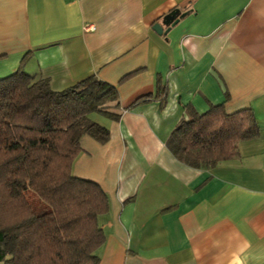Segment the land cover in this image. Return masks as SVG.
<instances>
[{"label":"crops","instance_id":"0c3cea01","mask_svg":"<svg viewBox=\"0 0 264 264\" xmlns=\"http://www.w3.org/2000/svg\"><path fill=\"white\" fill-rule=\"evenodd\" d=\"M19 68L116 89V119L88 114L108 138L83 134L71 165L107 198L97 264H264V0H0V78ZM216 105L251 109L259 134L212 167L175 158L186 108Z\"/></svg>","mask_w":264,"mask_h":264},{"label":"trees","instance_id":"16d2710c","mask_svg":"<svg viewBox=\"0 0 264 264\" xmlns=\"http://www.w3.org/2000/svg\"><path fill=\"white\" fill-rule=\"evenodd\" d=\"M113 85L88 76L59 91L22 69L0 78V261L3 264H97L104 236L98 216L107 198L97 183L74 176L79 138L108 130L90 112L117 118ZM166 140L178 160L212 167L259 134L249 108L202 114L186 108Z\"/></svg>","mask_w":264,"mask_h":264},{"label":"water","instance_id":"95a60500","mask_svg":"<svg viewBox=\"0 0 264 264\" xmlns=\"http://www.w3.org/2000/svg\"><path fill=\"white\" fill-rule=\"evenodd\" d=\"M182 14L183 13H180L179 9H172L164 14L160 20L155 22L153 28H155L157 32H163L164 30H167L179 16H182Z\"/></svg>","mask_w":264,"mask_h":264}]
</instances>
